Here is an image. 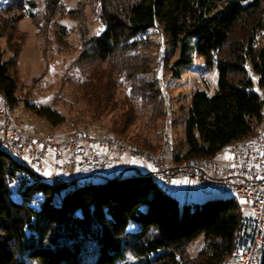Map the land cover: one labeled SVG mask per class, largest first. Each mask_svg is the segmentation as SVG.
I'll list each match as a JSON object with an SVG mask.
<instances>
[{
	"label": "trees",
	"instance_id": "16d2710c",
	"mask_svg": "<svg viewBox=\"0 0 264 264\" xmlns=\"http://www.w3.org/2000/svg\"><path fill=\"white\" fill-rule=\"evenodd\" d=\"M5 1L0 96L13 110L20 104L16 67L24 46L14 36L27 14L37 25L38 15L32 0ZM44 1L48 20L65 14L64 0ZM100 3L102 29L83 37L77 66L76 91L91 120L112 116L111 134L126 138L139 111L150 107L152 117L164 116L167 101L159 70L181 78L193 67L196 53L208 68L218 69V91L192 95L184 110L187 152L175 163L213 160L264 124V0ZM7 51L12 56L6 60ZM155 52L160 56L153 61ZM252 72L263 96L253 90ZM120 89L127 91L122 100ZM30 109L54 127L66 121L49 106ZM78 180L45 178L0 148V264H232L244 216L233 196L208 200L189 212L149 172L127 171L104 182ZM131 225L138 229L132 231ZM201 236L204 249L189 257L190 246ZM258 264H264V255Z\"/></svg>",
	"mask_w": 264,
	"mask_h": 264
},
{
	"label": "rangeland",
	"instance_id": "374dc122",
	"mask_svg": "<svg viewBox=\"0 0 264 264\" xmlns=\"http://www.w3.org/2000/svg\"><path fill=\"white\" fill-rule=\"evenodd\" d=\"M32 1L36 3L34 12H37L38 15V25L27 14V17L19 24V30L14 36V40L19 42L21 40L24 43L19 64L16 67L20 104L12 110L18 124H22L26 130H38L42 133L52 132L59 137L87 130L97 136L117 137L128 145L139 148L143 146L142 142L145 140L153 147L151 149L156 151L159 145L161 147L165 126L169 123L170 145L173 147V154L183 156L187 152V147L183 145L185 138L184 110L188 107L192 95L197 91L206 92L210 96L215 95L218 91V69L216 67L208 68L205 60L196 53L193 55V67L190 71L185 72L181 78H173L166 68L164 70V67H161L159 74L163 79L162 89L167 101L164 116L152 117V109L149 107L147 110L139 111L138 121L130 127L126 138L113 135L110 132L112 116L97 121L91 120L87 103L80 100L79 93L76 91L79 88L77 82L81 77L77 66L80 65L78 63L83 50V37L98 34L102 29L100 0H64L65 14L57 15L52 20H48L45 15L46 4L44 0ZM6 3L5 0H0V10L6 6ZM27 9L29 12L30 6ZM72 10H75L76 14L69 15L68 12ZM0 45L2 49L7 50V38L1 39ZM154 55L153 61H156V57L159 58L160 55L158 52H155ZM11 56L12 54L7 51L5 59H9ZM176 58L177 55L172 62ZM250 76L254 82L253 90L263 96L258 85V76L253 72ZM126 94L127 91L124 89L118 90V100H122ZM3 104L4 101L0 96V107L4 106ZM47 106L62 114L66 119L65 123L54 127L45 118L40 117L30 109V107L40 109ZM261 129L262 126L254 134H257ZM129 157L125 156L121 161L126 164L143 162L140 158L130 160ZM230 158V147L227 146L213 161L222 163L229 161ZM109 159L116 158L109 157ZM167 163L173 164L169 160ZM55 172L58 171L45 169L39 174L53 180L56 178L67 182L74 180V178H62L61 174ZM87 173L90 172L87 171ZM108 178H110L109 175L89 177L78 180V182L79 184L91 181L104 182ZM159 186L175 197L181 208L187 207L189 212L194 211L196 205H201L208 200L231 197V195L217 189L197 187L189 192L187 188L186 190L184 187L181 188L178 183L174 185L159 183ZM239 204L243 214L249 215V203L246 200H239ZM143 211H146V207H143ZM137 229L138 226L131 225L132 231ZM203 249L204 238L201 236L190 246L189 257L197 256Z\"/></svg>",
	"mask_w": 264,
	"mask_h": 264
},
{
	"label": "built area",
	"instance_id": "2783aa9c",
	"mask_svg": "<svg viewBox=\"0 0 264 264\" xmlns=\"http://www.w3.org/2000/svg\"><path fill=\"white\" fill-rule=\"evenodd\" d=\"M169 123L165 126L161 147L153 152L130 146L122 139L78 131L59 137L24 129L12 110L0 107V148L37 172L46 161L56 170L102 172L110 167L109 157L129 155L150 166V174L164 185L181 182L187 191L197 187L217 189L246 200L250 214L240 220L234 241L232 264H258L264 255V126L247 138L232 143L229 161H183L167 163L170 157Z\"/></svg>",
	"mask_w": 264,
	"mask_h": 264
},
{
	"label": "crops",
	"instance_id": "0c3cea01",
	"mask_svg": "<svg viewBox=\"0 0 264 264\" xmlns=\"http://www.w3.org/2000/svg\"><path fill=\"white\" fill-rule=\"evenodd\" d=\"M4 105V104H3ZM261 126H264V124H262ZM160 148V145L159 147L157 148V150ZM172 146H171V150H170V157H169V162L171 163H175L176 162V159L178 157V154L177 155H174L173 154V151H172ZM174 155H172V154ZM129 157V155H126ZM125 157V156H124ZM124 157H120V158H116V159H110V167L102 172H94V173H87L86 171H77V172H72V171H60V170H57L58 172H55L56 174H61V177H65V178H74V179H83V178H89V177H97V176H107L109 175L110 177H116L124 172H127V171H141L143 173H150V166L146 163V161L143 160L140 161L139 164H135V163H132V164H126L125 162H122L121 160H123ZM176 157V158H175ZM131 158L130 160H132L133 158L132 157H129ZM140 160V159H139ZM123 163V164H122ZM50 167V168H49ZM45 169H54L55 170V167L53 165V162L52 161H46L45 165H44V168H43V171ZM70 177H68L69 175ZM179 186L182 188L184 187V189L186 190V185L184 183H181V182H178Z\"/></svg>",
	"mask_w": 264,
	"mask_h": 264
}]
</instances>
